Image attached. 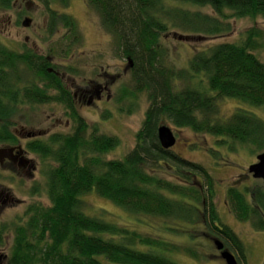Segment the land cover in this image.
Listing matches in <instances>:
<instances>
[{
	"label": "trees",
	"instance_id": "16d2710c",
	"mask_svg": "<svg viewBox=\"0 0 264 264\" xmlns=\"http://www.w3.org/2000/svg\"><path fill=\"white\" fill-rule=\"evenodd\" d=\"M57 1L63 7L68 4V0ZM179 1L208 6L218 16L228 10L236 18H264V0ZM11 2L0 0V8H10ZM86 4L97 13L100 26L112 36L117 55L126 62L133 96L146 95L144 121L130 152L121 160H104L118 140L97 133L95 128L89 131L76 111L74 94L65 88L49 58L28 50L13 53L0 46V144L15 141L8 120L17 112L18 104L57 103L73 124L70 134H54L46 142L26 144L30 153L51 162L43 172L48 204L32 202L25 208L23 222L12 228L6 264H175L162 256L169 249L175 250L171 244L86 215L81 197L89 193L132 213L184 223L199 217L206 238L216 236L214 239L228 251H235L238 261L245 262L240 240L219 221L207 171L163 150L156 131L166 119L177 129L188 128L195 134L225 138L264 151L261 120L240 108L221 119L217 105L220 99H233L264 107V64L253 54L260 32L249 29L240 45L220 43L195 51L188 69L178 71L166 65L159 46L161 34L169 29L163 17H181L183 25L206 34L224 29L218 20L176 10L175 15L165 12L160 0H86ZM47 16L50 37L57 30L66 31L60 38L66 44L61 41L59 52L67 56L82 43L79 28L71 16L48 7ZM23 67L29 77L19 75ZM196 75L205 81L203 90L175 87L176 79ZM24 78L28 82L21 87ZM159 170L175 171L177 183L159 178ZM257 197L252 195L249 204L240 191L229 188L226 204L235 219L244 222L250 212H262L264 217V190ZM260 225L262 228L263 220ZM5 231L4 226L0 228V246H4Z\"/></svg>",
	"mask_w": 264,
	"mask_h": 264
},
{
	"label": "rangeland",
	"instance_id": "374dc122",
	"mask_svg": "<svg viewBox=\"0 0 264 264\" xmlns=\"http://www.w3.org/2000/svg\"><path fill=\"white\" fill-rule=\"evenodd\" d=\"M160 2L165 12L175 15L173 10H176L187 15L195 13L208 16L218 20L224 28L220 33L206 34L207 32L202 30L195 32L183 25L181 17H163L169 29L161 34L159 46L164 52L166 65L172 69L187 70L195 51L205 50L220 43L242 44L245 33L251 28L261 34L256 42L258 48L254 49L253 54L264 64V18H236L228 10H223V16H218L208 6H196L179 0ZM46 6L56 13L71 16L79 28L82 43L67 56L59 52V46L66 44L60 39L66 31L57 30L52 37L48 34ZM25 19L30 20L28 27L22 26ZM0 46L13 53L28 50L37 56L49 58L50 65L57 68L56 72L65 88L74 94L76 111L85 121L89 131L95 128L97 133L118 140L117 146L104 155V160H121L134 148L135 137L142 127L148 106L146 95L137 93L133 96L126 62L117 55L112 36L100 26L97 13L87 6L86 0H68L66 7L60 5L57 0H12L10 8H0ZM67 69L73 71L68 72ZM19 75L29 77L24 67ZM26 79L24 78L21 87L28 82ZM174 85L177 89L189 86L203 90L205 81L196 75L190 79H176ZM49 93L54 94L53 91ZM206 93L211 94L209 91ZM217 105L221 119L228 118L240 108L264 123V107H253L233 99H220ZM69 119L63 106L51 103L18 104L17 112L8 120L15 141L1 143L0 150L18 148L17 153L34 168L26 173V169L0 165V193L7 196L4 203L6 198L0 197V228H6L2 235L4 246H0V264H6L12 228L23 222L25 208L32 202L48 204L44 192L43 172L51 162L30 153L26 144L29 141L46 142L54 134L72 133L73 124ZM161 125L168 127L175 137L171 153L200 165L211 178L214 195L212 202L219 221L240 240L244 248L245 262L240 259L238 261L237 254L232 249L229 248V252L239 264H264L262 212L261 215L250 212L248 221L240 222L235 219L226 204L229 188L240 191L249 204H252V195L253 198H258L259 191L263 190L262 182L252 178L247 169L256 162V156L264 151L225 138L195 134L188 128L177 129L166 119L161 120ZM157 175L171 183H177L175 171L159 170ZM81 200L84 213L90 217L135 231L140 236L171 244L175 250L169 249L168 253L161 254L175 264H225L214 247L215 239L204 236V223L199 217L193 216L191 222L184 223L172 218L161 219L132 213L94 193L83 195ZM186 202L190 201L186 199ZM260 220H263L262 228Z\"/></svg>",
	"mask_w": 264,
	"mask_h": 264
},
{
	"label": "water",
	"instance_id": "95a60500",
	"mask_svg": "<svg viewBox=\"0 0 264 264\" xmlns=\"http://www.w3.org/2000/svg\"><path fill=\"white\" fill-rule=\"evenodd\" d=\"M30 24L29 19H25L22 22L23 27H28ZM156 136L160 147L163 150H170L175 144V137L172 131L166 126H159L156 131ZM13 152V148L8 150H0V155H8ZM248 173L254 179H259L262 182V188L264 190V152L256 156V162L248 166ZM214 247L220 252L219 258L225 264H237L235 257L227 250H223V244L219 240L213 241Z\"/></svg>",
	"mask_w": 264,
	"mask_h": 264
},
{
	"label": "flooded vegetation",
	"instance_id": "af4514ba",
	"mask_svg": "<svg viewBox=\"0 0 264 264\" xmlns=\"http://www.w3.org/2000/svg\"><path fill=\"white\" fill-rule=\"evenodd\" d=\"M17 149L13 148V152L9 153L7 156L6 155L2 156L1 154L0 155V165H5V164L10 165V166L13 165L20 169H26L27 170L26 173H28V171H30L34 167H32L31 165H28L29 164L28 161L24 159V157H22L20 154L17 153ZM0 197L6 198L3 201V203L7 201V196L1 195L0 193ZM212 238L214 239L216 237H212ZM223 247H224L223 250L227 249L224 244H223ZM218 254H220V252ZM237 264H239L238 261H237Z\"/></svg>",
	"mask_w": 264,
	"mask_h": 264
}]
</instances>
